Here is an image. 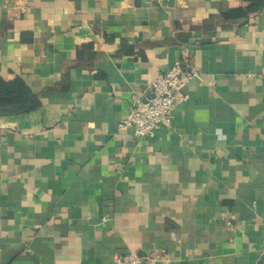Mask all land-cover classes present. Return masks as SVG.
Returning <instances> with one entry per match:
<instances>
[{
	"label": "crops",
	"instance_id": "0c3cea01",
	"mask_svg": "<svg viewBox=\"0 0 264 264\" xmlns=\"http://www.w3.org/2000/svg\"><path fill=\"white\" fill-rule=\"evenodd\" d=\"M0 0V264H264V5ZM181 61L200 77L171 126L121 128Z\"/></svg>",
	"mask_w": 264,
	"mask_h": 264
},
{
	"label": "built area",
	"instance_id": "2783aa9c",
	"mask_svg": "<svg viewBox=\"0 0 264 264\" xmlns=\"http://www.w3.org/2000/svg\"><path fill=\"white\" fill-rule=\"evenodd\" d=\"M200 77L198 71L190 70L181 61L159 74L147 86V98H136L129 114L123 119L121 128H129L133 137L142 140L153 137L163 127L171 126L170 116L178 106L188 103L186 89L189 83ZM113 264H142L136 253L119 256Z\"/></svg>",
	"mask_w": 264,
	"mask_h": 264
},
{
	"label": "trees",
	"instance_id": "16d2710c",
	"mask_svg": "<svg viewBox=\"0 0 264 264\" xmlns=\"http://www.w3.org/2000/svg\"><path fill=\"white\" fill-rule=\"evenodd\" d=\"M264 0L247 7L232 9L223 14L226 19H238L248 16L249 13L261 9ZM41 105L38 97L33 94L21 78L6 81L0 75V115L7 113H24L34 111Z\"/></svg>",
	"mask_w": 264,
	"mask_h": 264
}]
</instances>
